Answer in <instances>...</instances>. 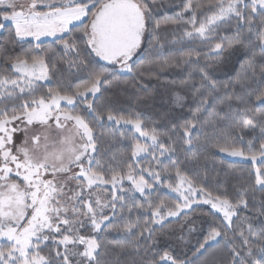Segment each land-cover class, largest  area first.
<instances>
[{
  "label": "snow or ice",
  "instance_id": "obj_1",
  "mask_svg": "<svg viewBox=\"0 0 264 264\" xmlns=\"http://www.w3.org/2000/svg\"><path fill=\"white\" fill-rule=\"evenodd\" d=\"M42 7L47 10H41ZM185 12L191 13L186 21L191 30L184 31L185 37L208 44L217 57L224 58L225 52L232 55L239 50L248 58L241 64L243 72L226 83L212 79L206 66L197 70L199 84L192 82L193 72L189 71L187 79L180 83L188 88L196 107L191 110V119L173 124L172 131L191 150L193 134L204 123V113L217 99L213 93L223 89L222 103L227 102L230 110L233 100L246 104L252 103L254 97L257 107H246L235 126L241 133L259 127L264 136V87L252 86L257 76L259 83L264 84V0H206L195 4L186 0L178 15L183 16ZM151 21L148 0H0V30L10 25L13 41L31 37L37 42L32 50L14 56L0 55V64H6L12 73L0 74V105H3L0 107V264H102L98 234L111 225L118 205L122 220L124 209H128L129 219L122 230L129 235L141 229L140 216L150 215L139 237L145 239L147 233L146 238L151 241L152 225L163 227L168 217H177L182 209L190 208L197 193L207 197L203 203L211 205L214 215L221 214V221L212 222L215 226L210 227L202 242L197 241L198 247L191 255L185 253L181 258L165 251L159 262L145 260L142 264H215L214 260L202 261L201 257L222 241L226 247L231 245L228 249L231 259L227 264H264V226L255 222L259 220L264 225V199L259 201L252 217L240 216L241 211L249 210L250 203H256L257 191L264 193V140L260 142L258 154L252 151L251 142L245 153L235 145L229 132L223 134L226 146L219 147V151L233 157L247 156L254 165V182L241 181L233 196L213 195L197 187L194 179L177 168L178 183L175 187L169 183L167 187L179 194L183 205L154 203L151 196L157 186L173 178L167 169L160 167V157L175 156V147L166 145V133L146 130L139 114L135 119L118 118L112 113L104 117L97 112L94 100H88L89 95L95 98L101 92L102 85H111L110 76L134 72L130 61L141 48ZM233 21H236L235 28L226 29L232 35H219ZM77 22L83 28L79 35H74ZM170 22L178 24L176 20ZM155 26L158 29L160 24ZM42 37H58L66 56L76 57L64 62L69 68L90 69L91 79L70 93L62 88L49 89L37 98L39 82L49 81L56 68L52 57L34 54L44 51L39 43ZM84 52L87 58L81 59ZM97 57L111 64L112 70L92 68L91 62ZM199 59L198 55L193 57L189 53L173 63L193 65L199 64ZM184 99L176 95L178 103ZM62 101L73 108L78 101H83L98 122L107 119L120 124L123 121L124 125L134 126L139 136L150 143L136 140L132 145L133 159L126 164V170L105 168L89 154V149L92 153L97 151L93 128L85 116L62 108ZM210 115L219 119V113ZM17 122L23 127L12 126ZM21 131L25 138L17 145L14 135ZM53 131L59 135L58 141L52 137ZM239 139L243 142L242 136ZM141 154L152 156L159 170L151 166L137 167ZM73 167L78 171L73 172ZM72 181L76 182L75 186L69 188ZM125 181L131 185L127 189L123 186ZM101 188L106 192L111 190L109 199H102L95 191ZM136 193L145 197L144 204L135 203ZM133 209L137 213L135 220L131 218ZM105 210H110L111 215H106ZM89 228L90 234H81ZM229 232L233 235L229 236ZM49 240L58 248L62 246L63 251L57 250L54 256L42 255L41 245ZM236 240L240 241L238 245Z\"/></svg>",
  "mask_w": 264,
  "mask_h": 264
},
{
  "label": "trees",
  "instance_id": "obj_2",
  "mask_svg": "<svg viewBox=\"0 0 264 264\" xmlns=\"http://www.w3.org/2000/svg\"><path fill=\"white\" fill-rule=\"evenodd\" d=\"M186 0H148L149 7L152 11V21L148 25V31L144 35V42L141 50L133 59L134 72L132 74L117 73L110 76L111 85H102L101 92L96 97L89 96L88 100H94V106L97 112L104 117L109 113L116 115L118 118L135 119L139 114L146 130L166 133L164 141L166 145L175 147L176 155L166 154L160 157L161 166L167 169L172 174V179L164 180L163 186H157V191L152 193L154 203L164 201L169 206L181 204L180 200L167 190V185L171 183L173 187L178 183L175 179L176 169L179 168L182 173L192 178L196 182L197 187H203L213 195H224L227 193L230 197L234 195L241 181L254 182V165L247 162L232 161L223 158L218 154L219 147H225L226 143L223 139V134L229 132L232 141L237 147L243 148L245 153H248L249 142H251L252 151L259 153L260 142L264 140L261 135V129L257 127L255 130H247L241 133L240 129L235 125L241 119L242 113L246 107H257L254 101L252 103L240 104L239 101L233 100L231 110L225 100L223 89H219L218 93H213L217 96L215 103L209 107L208 112L204 113V123L198 125L197 131L193 134L194 142L191 150L187 145L183 144L182 138L172 131L173 124L183 123L185 119H191V110H194L196 105L192 103V99L186 105V111L180 115L179 111L163 106L158 99H154L153 94L157 88L156 82L160 81L165 73L175 74L181 81L187 79L188 72H193L192 82L199 84L200 75L197 70L200 67H205L206 63L220 59L217 57L212 48L205 43H201L198 39H190L185 37L184 31L191 30V26L186 23L189 20L191 13L185 12L183 16L178 14L182 12L183 4ZM192 2H206V0H192ZM176 20L178 24H172L170 21ZM83 23H88L87 19ZM160 27L157 29L156 24ZM236 21L231 25L225 26L219 32L221 36L232 35L227 28L234 29ZM83 28V24H77V29L74 35H79ZM13 33L9 25L4 30H0V55L14 56L22 52L34 49L36 42L32 40L13 41ZM67 38V37H66ZM217 41H213L215 43ZM40 47L44 50L39 55L47 54L56 62L54 75L47 83H39V91L36 92V97L45 95L49 89L56 90L62 88L64 91L72 92L78 86L87 83L90 77V69L83 66L69 68L64 61L68 59H76L74 56H66L59 38L53 40H44L39 42ZM257 60L260 61L259 49L256 48ZM189 53L193 57L199 56V64L186 65L183 63L174 64L173 61H181ZM236 60L232 69L226 75H216L206 67L212 79L226 83L230 78L235 79L238 72L242 73L241 64L247 60V56L237 50ZM229 55L225 52L224 56ZM87 58V53L81 55V59ZM167 62V63H165ZM216 66V65H215ZM91 67L97 71L112 70V66L103 63L95 58L91 62ZM215 68V67H214ZM175 72V73H173ZM0 74L11 75V70L7 69L6 64H0ZM259 76L256 77V82L253 83V88L264 87V84L259 83ZM187 91L188 88L184 87ZM31 97H24L30 99ZM19 103V101H17ZM3 107V105H0ZM17 111L19 109L17 108ZM77 114L85 116L90 126L94 130L95 144L97 151L93 153L96 160L100 161L105 168L112 167L120 170L126 164L132 161L131 152L132 145L139 140L144 144V141L139 138L135 131L127 126L116 124L104 119L98 122L94 114H89L86 103L78 101L75 107L70 108ZM219 113L217 120L211 113ZM11 114V113H10ZM179 118V119H177ZM215 121V124L211 122ZM216 129L214 132L213 129ZM243 138V142L239 137ZM171 137V140L168 139ZM156 155H159L157 151ZM137 167L148 168L149 166L157 168L156 162L152 156L145 155L141 157ZM175 165V167H174ZM159 170V168H157ZM110 175V173H109ZM147 178V177H146ZM264 199V193L257 191L255 194L256 203L249 204L248 211H241L240 216L248 215L252 217L253 211L259 208V201ZM135 203L144 204L145 197L141 194H135ZM131 204V202H130ZM209 207L198 206L181 214L175 220H168L163 227L152 225L153 238L148 240L147 233L145 239H140L139 232L144 227L145 221L151 219L150 215L140 216L139 222L141 229H137L135 235H129L124 232L123 224L129 219L128 209H124L123 220L120 217L119 205L116 217L112 220L111 225L106 227L104 231L98 234V239L101 241L102 248L99 259L102 264H142L145 260L160 261V257L167 251L173 256L183 258L184 254L191 255L198 247L197 241H203L210 227L215 226L212 222L219 223L222 216L215 213ZM131 218L135 220L137 213L135 209L131 212ZM199 219L202 222L200 232L195 235L186 244H178L175 241L177 230H171L166 233L167 227L180 228L188 220ZM258 226L259 220L255 221ZM239 226V221L235 222ZM166 233V234H165ZM162 234L167 238L163 240ZM233 234L229 232V236ZM154 241V244H153ZM235 243L238 245L239 240ZM150 245H152L150 247ZM42 255L54 256L58 246L48 242L41 245ZM231 247L221 244L208 249V252L201 260H214L215 264H227L231 259L228 249ZM145 249H148L147 253Z\"/></svg>",
  "mask_w": 264,
  "mask_h": 264
},
{
  "label": "rangeland",
  "instance_id": "obj_3",
  "mask_svg": "<svg viewBox=\"0 0 264 264\" xmlns=\"http://www.w3.org/2000/svg\"><path fill=\"white\" fill-rule=\"evenodd\" d=\"M41 9H44V10H47L46 8H41ZM77 24H79V22H77ZM58 37H42L41 38V41H44V40H53V39H57ZM23 40H32L34 42H36L33 38L31 37H27ZM40 41V42H41ZM142 42H143V39H142ZM37 43V42H36ZM142 45L141 44V48H142ZM141 48L137 51V53L133 56L132 60L130 61V63L133 61V59L136 57V55L138 54V52L141 50ZM236 56H237V53L235 52L234 54L232 55H226L224 56V58H220V59H216L215 63L212 62L210 63V61L208 63H206V67L211 70L212 72L216 73V75H226L227 73H229L232 69V66L236 60ZM98 58V57H97ZM100 59V58H98ZM222 60V62H221ZM100 61H102L103 63L105 64H108V65H111L109 64L108 62L106 61H103L100 59ZM216 65V66H215ZM112 66V65H111ZM117 68L119 67L118 65L116 66ZM215 67V68H214ZM175 73V72H173ZM121 74H127L126 72L124 73H121ZM178 76V75H177ZM175 76V74H167L165 73L163 75V77L161 78L160 81L156 82V90L153 94V97L154 99H158L159 100V103L160 104H163V106H168V107H171V108H174L176 110L179 111V114L182 115L184 114V112L186 111V105L188 104V102L191 101L192 99V96L189 95V91H187L184 86L181 85V83H178L179 80H178V77ZM48 82V81H47ZM47 82H39V83H47ZM179 94L180 96H183L185 99L182 103H178L176 101V95ZM91 96V95H89ZM61 107L64 108L66 111H68L70 108H72V106H69L66 104V102H61ZM121 125H124L123 124V121H121L120 123ZM13 127H23V125H20L19 122L15 123L12 125ZM124 126H127V127H130L132 128L135 133L136 130L134 128V126L132 125H124ZM52 137L55 139V140H59V135L57 134V132L53 131L51 133ZM137 135L139 136V133H137ZM25 138V134L24 132H17L15 135H14V140L16 142L17 145H20L23 140ZM139 138L141 140L144 141V143H150V141H145L144 138L140 137ZM79 143V140L77 141ZM30 146V145H29ZM89 154L90 155H93V153L91 152V149H89ZM218 154L220 156H222L223 158H226V159H229V160H232V161H241V162H247V163H251L247 156L245 157H233L231 156L228 152H220L218 151ZM147 154H141L140 157H138L137 159H140L141 157L145 156ZM252 164V163H251ZM73 172L75 171H78V169H76L75 167H73L72 169ZM51 178V177H49ZM61 179H64V177H61ZM75 181H72L68 187L71 188V187H74L75 186ZM124 188H129L131 185H130V182L128 181H125L124 182ZM186 187V186H185ZM67 190V189H66ZM167 190L169 192H171L173 195H175L181 202V205H183V199L179 197V194L178 193H175L173 192L170 188H167ZM96 192L99 193L100 197L102 199H109L110 198V189L108 192H106L103 188L101 189H96L95 190ZM136 194H139V193H136ZM207 197L204 195V194H201V193H197L194 197H193V202H192V206L190 208H187V209H182L181 213L177 216V217H168L166 219V221L168 220H175L177 219L181 214L185 213V212H189L190 210H192L193 208L195 207H198V206H206V207H209L211 210H213L211 208V205L210 204H204L203 203V200L206 199ZM215 212V210H213ZM105 214L106 215H111V211L110 210H105ZM220 216H222L221 214L219 213H216ZM165 221V222H166ZM164 222V223H165ZM202 228V222L199 220V219H192V220H188L187 222L184 223L183 226H181L179 229L178 228H175V227H167L166 228V233L167 232H171V230H177L176 231V235H175V241L178 243V244H186L188 241H190L195 235H197L200 230ZM91 229L89 228L87 231H82L81 234H84V235H88L91 233ZM165 233V234H166ZM183 236L184 239L183 240H180L179 237ZM57 239L59 237H56ZM162 238L163 240H165L167 238V236L165 237L163 234H162ZM48 242H52V240H49L47 241L46 243ZM54 244V243H53ZM43 245V244H42ZM56 245V244H55ZM57 246V245H56ZM59 251H63V247L62 246H59ZM79 250H83L82 247L79 249Z\"/></svg>",
  "mask_w": 264,
  "mask_h": 264
},
{
  "label": "crops",
  "instance_id": "obj_4",
  "mask_svg": "<svg viewBox=\"0 0 264 264\" xmlns=\"http://www.w3.org/2000/svg\"><path fill=\"white\" fill-rule=\"evenodd\" d=\"M41 10H44V9H41ZM143 39V42H144V37L142 38ZM143 42H142V44H143ZM98 59V58H97ZM100 60V59H99Z\"/></svg>",
  "mask_w": 264,
  "mask_h": 264
}]
</instances>
